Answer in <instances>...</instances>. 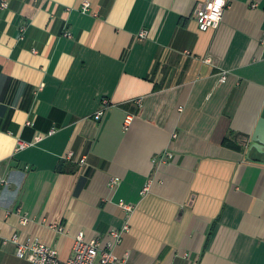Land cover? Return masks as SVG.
I'll use <instances>...</instances> for the list:
<instances>
[{
    "label": "crops",
    "instance_id": "0c3cea01",
    "mask_svg": "<svg viewBox=\"0 0 264 264\" xmlns=\"http://www.w3.org/2000/svg\"><path fill=\"white\" fill-rule=\"evenodd\" d=\"M7 1L0 264H32L15 235L66 261L78 233L105 243L127 221L115 255L131 264H264V155L249 149L264 110V0H228L206 32L208 0Z\"/></svg>",
    "mask_w": 264,
    "mask_h": 264
},
{
    "label": "built area",
    "instance_id": "2783aa9c",
    "mask_svg": "<svg viewBox=\"0 0 264 264\" xmlns=\"http://www.w3.org/2000/svg\"><path fill=\"white\" fill-rule=\"evenodd\" d=\"M9 7L7 0H0V13L6 11ZM228 0H208L207 3L199 10L198 19L199 27L203 32L218 29L224 20L226 10L228 9ZM89 4L84 6V12L89 11ZM66 37L71 38L70 33H65ZM146 33L140 34V38H145ZM227 73H224L221 78V82H226ZM107 104V102H105ZM141 105V101H137ZM104 112L100 111L95 115L96 120H101ZM133 121V117L130 115L126 121L129 125ZM54 132H52L53 134ZM42 137H39L37 141H41ZM33 143H20L19 150H23L32 146ZM72 153H70L71 155ZM173 158V154L170 152L164 153L158 161L166 162ZM86 160L83 158L81 164H85ZM6 184V180L0 177V191L3 185ZM119 184L117 179H112L110 187L116 188ZM151 183H148L143 191V195L150 191ZM119 206L128 215H132L135 211V206L128 204L124 201L119 202ZM30 222L27 215H24L22 224L27 225ZM61 230V229H59ZM130 232V223L124 225L122 229L113 230L109 234V240L105 243L101 240L93 238L88 239L85 232H80L75 237L74 254L66 261H62L60 253L57 249H54L48 245L42 243L39 239L30 238L27 241L22 242L20 237L15 235L12 237L11 242L17 247V256L20 259L28 260L32 264H131L128 255L125 257H118L115 255V249L121 244L123 235Z\"/></svg>",
    "mask_w": 264,
    "mask_h": 264
},
{
    "label": "water",
    "instance_id": "95a60500",
    "mask_svg": "<svg viewBox=\"0 0 264 264\" xmlns=\"http://www.w3.org/2000/svg\"><path fill=\"white\" fill-rule=\"evenodd\" d=\"M249 149L255 148L260 154L264 155V110L261 115L258 127L252 136Z\"/></svg>",
    "mask_w": 264,
    "mask_h": 264
},
{
    "label": "trees",
    "instance_id": "16d2710c",
    "mask_svg": "<svg viewBox=\"0 0 264 264\" xmlns=\"http://www.w3.org/2000/svg\"><path fill=\"white\" fill-rule=\"evenodd\" d=\"M240 136H243V135H240ZM237 148H241L240 146L238 147V146H236Z\"/></svg>",
    "mask_w": 264,
    "mask_h": 264
}]
</instances>
